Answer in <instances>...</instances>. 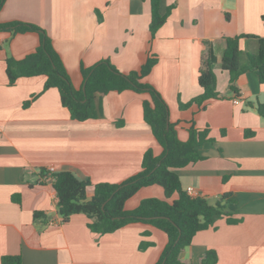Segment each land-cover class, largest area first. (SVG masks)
<instances>
[{
	"label": "crops",
	"instance_id": "obj_1",
	"mask_svg": "<svg viewBox=\"0 0 264 264\" xmlns=\"http://www.w3.org/2000/svg\"><path fill=\"white\" fill-rule=\"evenodd\" d=\"M172 3L176 6L155 37L150 0H6L0 23H34L46 30L77 89L85 83L83 67L102 59L128 73L156 57L143 80L167 101L179 138L188 140L193 124L209 127L214 138L199 148L203 159L176 169L182 188L192 187L211 204L221 202L230 213L195 234L180 254L182 262L205 264L207 251L214 249L216 264H264V118L256 110L264 103V83L256 70H247L235 89L222 67L226 36L252 35L241 38L240 47L258 52L264 0H162L161 12ZM40 43L37 31H0V264L4 255H20L22 264H158L168 243L163 230L136 221L94 233L86 214L68 221L59 215L52 176L39 181L42 168L72 171L91 181L90 199L97 183L120 184L136 175L148 149L157 156L163 152L144 120L149 94H99L103 116L74 120L59 90L44 89L45 76L8 82L7 57L22 59ZM209 44L217 58L219 97L182 109L180 102L203 91L199 69ZM224 194L229 196L223 199ZM148 197L167 198L163 186H144L125 208L135 209ZM178 197L176 192L168 200ZM35 211L46 216L36 218Z\"/></svg>",
	"mask_w": 264,
	"mask_h": 264
},
{
	"label": "trees",
	"instance_id": "obj_2",
	"mask_svg": "<svg viewBox=\"0 0 264 264\" xmlns=\"http://www.w3.org/2000/svg\"><path fill=\"white\" fill-rule=\"evenodd\" d=\"M5 1L0 0V11ZM161 2L162 0H150L152 37H155L176 6V3H172L162 13ZM5 30H12L14 33L32 30L41 35V43L34 52L22 59L7 57L9 84L14 85L21 77L45 76L44 89L59 90L62 105L68 108L74 120L87 121L103 116L98 101L99 94L125 90L149 94L143 101L144 120L152 127L153 134L163 147V152L157 156L152 149H148L144 153L141 170L136 175L120 184L97 183L94 185V196L90 199L87 196V189L92 184L91 181L78 177L72 171L42 168L39 181L45 182L48 176H52L58 196V213L64 221H68L74 214L84 213L91 218V222L88 223L90 230L101 235L114 232L131 222L151 223L168 236V243L158 264H185L180 254L192 244L195 234L200 230L215 227L219 218L229 216L230 213L221 202L211 204L205 197L190 195L182 188L181 178L176 169L203 159L199 148L207 141H214V138L210 136L209 127L200 129L195 124L190 127L188 140L179 138L175 124L170 121L167 101L154 85L143 80L157 63V58L150 55L139 70L128 73L121 71L109 58L102 59L90 67H83L85 89H77L46 30L37 24L20 21L0 23V31ZM249 36L252 35L225 37L226 48L222 67L229 71L230 81L235 89L237 79L247 70H256L260 81L264 83V36L259 38L256 54L245 53L240 47L241 38ZM216 60L214 47L209 44L201 56L199 69V84L203 91L188 102H180V108L186 109L194 103L201 105L208 99L219 97ZM31 102L32 99L25 105ZM256 110L264 118V103H257ZM251 133L253 132L250 130L246 132L247 135ZM153 184L163 186L166 199L148 197L135 209L125 208L126 201L139 189ZM176 192L179 197L170 202L168 198ZM228 196L229 194H224L223 199ZM14 200L20 201L19 196H14ZM45 216L43 212L35 211L36 218ZM228 220L232 223L238 221L230 217ZM141 247H145V244ZM217 259L216 250L211 249L207 251L203 262L216 264ZM1 262L22 264V257L4 255Z\"/></svg>",
	"mask_w": 264,
	"mask_h": 264
},
{
	"label": "built area",
	"instance_id": "obj_3",
	"mask_svg": "<svg viewBox=\"0 0 264 264\" xmlns=\"http://www.w3.org/2000/svg\"><path fill=\"white\" fill-rule=\"evenodd\" d=\"M234 102H235V103H239V99H235ZM52 170H53V169H52ZM186 191H187L190 195H193V196H196V195L198 194L197 191H196L195 189H193L192 187H188ZM49 223H50V224H55V223H57V221L51 219V220L49 221Z\"/></svg>",
	"mask_w": 264,
	"mask_h": 264
},
{
	"label": "water",
	"instance_id": "obj_4",
	"mask_svg": "<svg viewBox=\"0 0 264 264\" xmlns=\"http://www.w3.org/2000/svg\"><path fill=\"white\" fill-rule=\"evenodd\" d=\"M85 89V87H83Z\"/></svg>",
	"mask_w": 264,
	"mask_h": 264
}]
</instances>
